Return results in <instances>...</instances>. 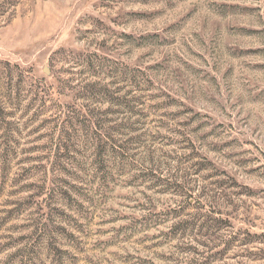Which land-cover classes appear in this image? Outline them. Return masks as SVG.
Listing matches in <instances>:
<instances>
[{"label":"rangeland","instance_id":"374dc122","mask_svg":"<svg viewBox=\"0 0 264 264\" xmlns=\"http://www.w3.org/2000/svg\"><path fill=\"white\" fill-rule=\"evenodd\" d=\"M0 264H264V0H0Z\"/></svg>","mask_w":264,"mask_h":264}]
</instances>
